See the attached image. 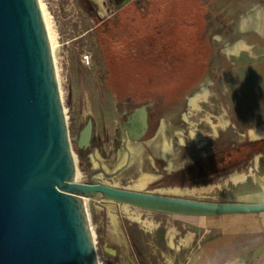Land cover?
<instances>
[{"label": "rangeland", "instance_id": "rangeland-1", "mask_svg": "<svg viewBox=\"0 0 264 264\" xmlns=\"http://www.w3.org/2000/svg\"><path fill=\"white\" fill-rule=\"evenodd\" d=\"M39 1L54 38L57 76L81 181L91 174L105 184L135 189L143 176H151L141 191L213 202L234 197L237 185L223 187L225 178L249 172L264 161V138L249 135L250 129L264 128V37L254 27L255 17L264 18V0H182V10L196 14L186 47L182 34L172 31L174 22L136 31L126 14L120 15L123 24L118 30L125 41L118 42L110 31L119 13L113 14L118 8L114 0H98L101 11L94 0ZM148 3L141 2L142 15ZM199 82L204 85L198 92L206 91L200 107L176 105ZM149 99L161 118L157 137L147 141L151 148L145 151L143 143L128 142V153L122 122ZM90 119L91 146L81 149L77 137ZM221 139L228 159L239 163L229 174L192 184L158 182L166 171L211 155ZM164 140L172 158L162 172L154 167V158ZM133 146L142 147L140 154ZM119 149L123 155L119 152L117 160ZM207 160L203 163L215 165L213 157ZM196 163L190 176L200 168ZM176 189L189 193L176 194ZM85 205L100 264H190L204 239V229L193 216L147 211L103 198L86 199Z\"/></svg>", "mask_w": 264, "mask_h": 264}, {"label": "water", "instance_id": "water-1", "mask_svg": "<svg viewBox=\"0 0 264 264\" xmlns=\"http://www.w3.org/2000/svg\"><path fill=\"white\" fill-rule=\"evenodd\" d=\"M138 141L140 106L123 123ZM93 123L80 131L90 145ZM181 216L264 211V204L213 202L81 181L57 68L39 0H0V264H100L85 199Z\"/></svg>", "mask_w": 264, "mask_h": 264}, {"label": "crops", "instance_id": "crops-1", "mask_svg": "<svg viewBox=\"0 0 264 264\" xmlns=\"http://www.w3.org/2000/svg\"><path fill=\"white\" fill-rule=\"evenodd\" d=\"M260 16L255 17L258 23L254 27L264 37V30L260 31L264 29V18ZM258 159L256 157V161ZM235 174H243L244 178L236 183L230 174L225 178L223 187L230 183L237 185L236 193H231L234 197L226 202L264 204V161L249 172ZM192 218L204 229V239L190 264H264V211Z\"/></svg>", "mask_w": 264, "mask_h": 264}, {"label": "flooded vegetation", "instance_id": "flooded-vegetation-1", "mask_svg": "<svg viewBox=\"0 0 264 264\" xmlns=\"http://www.w3.org/2000/svg\"><path fill=\"white\" fill-rule=\"evenodd\" d=\"M94 1L97 2L99 5H101L98 0H94ZM114 2L118 6V8L113 12V14L116 15L119 12V10H121L128 2H130V0H114ZM100 7H101V9H100V11H101L102 5ZM103 22H104V20H102L100 22V24H102ZM203 85H204V83L199 82V84H196L195 86H193L192 89L184 95L183 99H180L177 101L176 105H178L180 107L184 104L186 106H189V101L191 100V98H193L195 96L196 93H198L199 90H201L203 88ZM199 93H201V92H199ZM200 99H203V97ZM200 99L196 103V108L198 106L200 107ZM140 106H145V108L147 110V122H148L147 131L140 140L134 141V140L130 139L129 135L127 133V130H125L123 127L124 121L127 119L128 115L132 111L125 115V119L122 122V128L124 130V138H123L124 150H126L128 153H129V150L126 146V145H128V142L143 143L144 151L147 148V146H149V148H151L150 147L151 145H149L147 143V141H151L155 137H157V131H158V129H160L158 122L161 121V118H159V116L156 113L155 102L149 99V100H147V102L145 104L140 105ZM196 108H193V109L196 110ZM181 115H182L183 119H184V117L187 118L186 115L183 117L184 113H182V112H181ZM213 127H216V125H213ZM161 131H162V128H161ZM219 138H220V136H219ZM91 140H92V137H91ZM91 140H90L89 146L83 147L81 149L89 148L91 146ZM221 142H222V145L221 146H219V145L215 146V148L212 150L211 155H204L203 157L195 160L194 162H192L190 165H188L186 167H182V168H179L177 170H173L171 172L166 171L165 174L162 175L163 177L158 182L160 184L163 183V184H171V185H173V183L192 184V183H197V182H207V181H210V179H214V178H220V177L222 178L226 174H229L231 167L237 166V165H239V163L236 162V160L231 162L228 159V157H229L228 156V154H229L228 153V147L225 146L223 139H221ZM146 144H148V145H146ZM122 151L123 150H121V149H119L117 151V160L120 159L119 155H121V154H119V152H121L123 155ZM160 152H161V150H160ZM130 157H131V154H129L128 160L130 159ZM211 157H213V159L215 160V163H214L215 165H213L214 167L213 166L209 167L208 163L207 164L203 163L204 161H208L207 159L211 158ZM168 158H172V154L170 156H165L162 153H160L159 156L155 155L154 167L159 166V167H161V171L164 172V170H166L164 164H166V161ZM214 160H213V162H214ZM196 162L197 163L199 162V164L201 163L200 168H198L197 171H195L196 169L193 170V172H194L193 176H190V174H192V172H191L192 170H190L193 167L192 164H194ZM197 163H196V165H197ZM195 167L197 168V166H195Z\"/></svg>", "mask_w": 264, "mask_h": 264}, {"label": "trees", "instance_id": "trees-1", "mask_svg": "<svg viewBox=\"0 0 264 264\" xmlns=\"http://www.w3.org/2000/svg\"><path fill=\"white\" fill-rule=\"evenodd\" d=\"M143 0L131 1L125 5L118 13L117 21L114 22L112 29L110 30L113 33L114 39H118V42L121 40L125 41L123 33H119L118 30H121L122 21L119 18L121 14H126V21L129 22V25L136 26L133 28L136 31L140 30H152L155 26L159 28L164 26L168 22H174L173 32L182 34L185 41L182 43L183 47L188 46V36L191 37V33L195 27L191 25L192 14L196 17V14L191 11H183V2L182 0H148V12L142 15L141 11V2ZM194 18V17H193ZM195 20V19H194ZM106 22L101 24V27L105 26ZM172 26L168 25L165 27L169 30ZM162 28V29H165ZM120 35H119V34ZM148 33V32H147ZM176 35V34H175ZM174 35V36H175ZM124 38V39H123ZM114 44H119L117 41H114ZM152 62V59L148 60ZM142 72V70H141ZM144 73V71L142 72ZM149 76V75H148Z\"/></svg>", "mask_w": 264, "mask_h": 264}, {"label": "bare ground", "instance_id": "bare-ground-1", "mask_svg": "<svg viewBox=\"0 0 264 264\" xmlns=\"http://www.w3.org/2000/svg\"><path fill=\"white\" fill-rule=\"evenodd\" d=\"M40 2V1H39ZM41 5V3H40ZM42 9V13H43V17H44V20H45V24H46V27H47V32H48V35H49V40H50V43H51V48H52V52L54 50V38L51 34V28H50V24L48 23L47 21V18L45 16V12L43 10V8L41 7ZM238 49V47L234 48V50ZM53 57H54V60H55V56H54V53H53ZM206 96V91L203 93H196L195 96L193 98H191V100L189 101V106L191 108H196V103L197 101ZM199 103V102H198ZM249 135L253 138H259V137H264V129H260V128H255V129H250L249 130ZM160 150H161V153L165 156H169L170 154V147L168 145V143L164 140L162 141L161 145H160ZM133 151L136 153V154H140V151L142 150V147L141 146H133L132 147ZM148 176V175H147ZM143 176L142 179H140V182L137 183V185L134 186L135 189H132V190H137V191H141L140 189L144 188L147 184V182L149 181L150 178H152L151 176L147 177ZM244 178V175H233L232 176V179L233 181L237 182L239 180H242ZM151 180V179H150ZM189 190V189H188ZM174 193L176 194H186V193H189L187 192L186 190H180V189H176V190H172ZM86 201V199H85ZM123 205H126V204H123ZM129 206V205H127ZM136 208V207H135ZM92 229V228H91ZM93 231V230H92ZM94 235V233H93Z\"/></svg>", "mask_w": 264, "mask_h": 264}, {"label": "built area", "instance_id": "built-area-1", "mask_svg": "<svg viewBox=\"0 0 264 264\" xmlns=\"http://www.w3.org/2000/svg\"><path fill=\"white\" fill-rule=\"evenodd\" d=\"M86 60L90 59V55H85Z\"/></svg>", "mask_w": 264, "mask_h": 264}]
</instances>
